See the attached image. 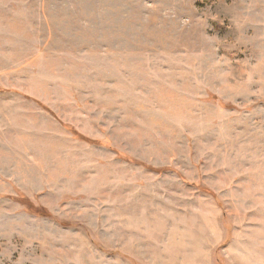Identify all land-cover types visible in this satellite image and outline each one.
Returning <instances> with one entry per match:
<instances>
[{"label": "rangeland", "instance_id": "obj_1", "mask_svg": "<svg viewBox=\"0 0 264 264\" xmlns=\"http://www.w3.org/2000/svg\"><path fill=\"white\" fill-rule=\"evenodd\" d=\"M5 13L3 38L41 66L0 62V123L17 116L0 141V264H264V0H0ZM162 214L211 257L179 251Z\"/></svg>", "mask_w": 264, "mask_h": 264}, {"label": "crops", "instance_id": "obj_2", "mask_svg": "<svg viewBox=\"0 0 264 264\" xmlns=\"http://www.w3.org/2000/svg\"><path fill=\"white\" fill-rule=\"evenodd\" d=\"M6 13L0 15V19L1 20L7 19L9 17V15L6 14ZM14 16H16V17H13V16L12 17L15 18V19H18V20L15 21V25L13 26V29L16 30L17 34H19V35L22 36L21 39H24L25 40L24 36L25 35L28 36L29 34L28 33H24L25 32V24L24 25L22 24L24 22L19 23L20 22L19 19L23 18V16H21L18 12L17 13H14ZM2 18H4V19H2ZM6 27H8L7 22H6ZM7 30H8V28L3 29V28L0 27V46H3V44H4L3 41H5L7 43L14 44L16 46V48L9 49L7 51V54L5 53V51H4L3 48H0V62H1V60L6 59L8 61L10 60L9 65H12V66H24V65L41 66V62H40V59H41V57H40L41 56L40 49H38V51H37L38 53L37 54H35L34 52H32L33 54L25 55L26 51L24 49H20L15 44L16 41H17V38L15 36H11L10 38L8 37L7 40L3 38L4 35H7V33H8ZM27 52H29V51H27ZM44 55H45V53H44ZM26 58H28L29 61H31V62H27V63L23 62ZM8 94L9 95L13 94V97L12 96L11 97L16 102V99H17V96L18 95L16 93H8ZM2 95H4V97H6L7 96V93H1L0 92V98H2ZM9 105L10 104L7 102L6 106L8 108L10 107ZM0 111H1V107H0ZM15 113L17 114V112H15ZM6 117L7 116H5L4 117V120L1 121V123H0V141H2V142H3V138L7 139V141H8V134L4 135L3 132H8V131L11 130V129H9V127H10L9 124H11L12 126L14 125V127H13L14 130H16V127H17L16 126V124H17V122H16L17 116L16 115H14L12 117L13 118L12 120L11 119H8V117L7 118ZM4 121H6V122H4ZM3 122L5 124H3ZM50 146L51 147H50L49 152H51V150L53 152H55L54 149H51L54 145H50ZM7 156H8V151H4V150L0 151V164H4V163H8L9 162L10 159L9 160L8 159H5ZM165 211H166V209H165ZM165 214H167V213H164V215ZM145 215L148 216L147 214H145ZM164 215L163 214L161 215V220L163 222L160 221L161 223L159 224V226H160L159 228H161L160 231L162 233H164V231H166V233L169 232V231L174 232L175 229H177L178 232H180V230L182 232L181 239L178 240V242L179 241L180 242L178 244H175V246L177 247V249L179 251L186 252V253H184V255L185 256H188V257H193L192 259H194V257L197 256V254L194 255V252H200V251H202L204 253V255L207 256L208 259L211 257V255L213 253V250H214V247L216 246V243L211 242V240L205 241V242L203 240L201 241V238L200 237H197L198 238V241H197V238H195V236L193 237V239H188L186 237L188 235V234H186V232L189 231V230L186 229V228L180 229L181 228V223H180V220L178 219L179 217L176 216V219L175 220L173 219V221L168 222L169 221V216L167 215V217H165ZM182 221H184L183 218H182ZM171 237L174 238L175 235L174 236H171ZM148 238H151V237L148 236ZM135 240L136 241L134 243L140 244L146 250V245H144V243H142L143 238L140 239L139 237H136ZM159 241L162 243L164 241V238H161L160 237ZM187 253H191V254H187ZM178 258H179V256H178ZM190 260H191V258H190Z\"/></svg>", "mask_w": 264, "mask_h": 264}]
</instances>
